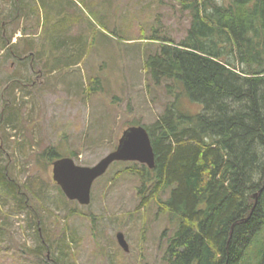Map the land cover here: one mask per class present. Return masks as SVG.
I'll list each match as a JSON object with an SVG mask.
<instances>
[{
    "label": "rangeland",
    "instance_id": "1",
    "mask_svg": "<svg viewBox=\"0 0 264 264\" xmlns=\"http://www.w3.org/2000/svg\"><path fill=\"white\" fill-rule=\"evenodd\" d=\"M190 20L180 0H0L15 52L7 57L0 47V171L29 201L19 209V198L0 189V264H45L47 256L62 264V252L66 264H163L174 223L153 200L139 207L138 176L120 171L132 161L114 162L83 205L63 198L43 152L56 146L62 157L93 166L124 129L153 123L170 96L144 68L161 43L152 36L180 41ZM26 55L35 62L16 60ZM94 77L102 89L90 92ZM65 235L70 240L55 254ZM43 240L52 250L40 248Z\"/></svg>",
    "mask_w": 264,
    "mask_h": 264
},
{
    "label": "trees",
    "instance_id": "2",
    "mask_svg": "<svg viewBox=\"0 0 264 264\" xmlns=\"http://www.w3.org/2000/svg\"><path fill=\"white\" fill-rule=\"evenodd\" d=\"M180 2L191 17L186 36L153 35L161 43L144 62L153 86L165 85L170 96L153 123H139L151 137L155 166L132 161L120 171L138 176L140 208L153 200L174 223L163 264H264V0ZM6 26L0 23V47L13 57ZM31 55L16 60L35 62ZM91 82L90 92L102 89L101 79ZM187 102L200 103V111ZM43 155L52 163L62 157L56 146ZM11 179L0 171V189L22 209L28 197ZM40 248L52 250V243Z\"/></svg>",
    "mask_w": 264,
    "mask_h": 264
},
{
    "label": "water",
    "instance_id": "3",
    "mask_svg": "<svg viewBox=\"0 0 264 264\" xmlns=\"http://www.w3.org/2000/svg\"><path fill=\"white\" fill-rule=\"evenodd\" d=\"M155 151L148 130L143 125L124 129L117 147L93 166L77 164L73 157H60L53 162V180L70 200L88 205L92 199L94 182L117 161H136L155 166ZM124 250L129 245L123 232L117 234Z\"/></svg>",
    "mask_w": 264,
    "mask_h": 264
}]
</instances>
